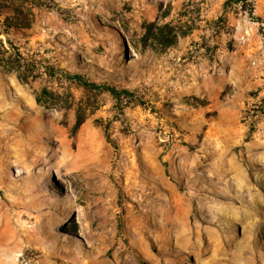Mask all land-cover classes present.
<instances>
[{"label": "rangeland", "instance_id": "rangeland-1", "mask_svg": "<svg viewBox=\"0 0 264 264\" xmlns=\"http://www.w3.org/2000/svg\"><path fill=\"white\" fill-rule=\"evenodd\" d=\"M0 46V264H264V0H0Z\"/></svg>", "mask_w": 264, "mask_h": 264}, {"label": "trees", "instance_id": "trees-1", "mask_svg": "<svg viewBox=\"0 0 264 264\" xmlns=\"http://www.w3.org/2000/svg\"><path fill=\"white\" fill-rule=\"evenodd\" d=\"M229 1H232V2H236V3H245L247 2V0H229ZM2 46V45H1ZM1 46H0V50H1ZM3 48V47H2ZM67 78L69 79H74L76 80L78 83L88 87V88H91V89H104V90H107L114 98L116 99H119L120 96L123 94V95H126L130 98H132L133 100H135V102L137 104H142V101H140L139 99H137L130 91L128 90H117L116 88H114L113 86H109V85H98L96 83H93V82H90L88 80H86L82 75L80 74H73V75H70V74H66ZM264 98V97H263ZM103 131H104V135H105V138L106 140L115 148L116 147V143H115V140L110 136L109 132H108V129H107V126L104 125L103 126Z\"/></svg>", "mask_w": 264, "mask_h": 264}, {"label": "bare ground", "instance_id": "bare-ground-1", "mask_svg": "<svg viewBox=\"0 0 264 264\" xmlns=\"http://www.w3.org/2000/svg\"><path fill=\"white\" fill-rule=\"evenodd\" d=\"M29 182H30V181H28V183H27V184H29ZM28 189H29V188H28ZM157 197H158V196H157ZM159 199H160V198H159ZM159 199H157V200H159Z\"/></svg>", "mask_w": 264, "mask_h": 264}]
</instances>
